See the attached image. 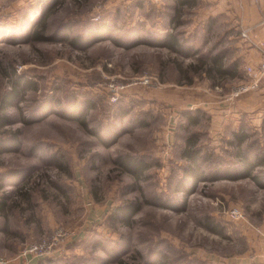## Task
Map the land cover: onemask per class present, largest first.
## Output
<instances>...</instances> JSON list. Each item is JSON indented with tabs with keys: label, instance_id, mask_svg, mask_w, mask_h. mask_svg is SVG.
Returning a JSON list of instances; mask_svg holds the SVG:
<instances>
[{
	"label": "rangeland",
	"instance_id": "1",
	"mask_svg": "<svg viewBox=\"0 0 264 264\" xmlns=\"http://www.w3.org/2000/svg\"><path fill=\"white\" fill-rule=\"evenodd\" d=\"M190 2L0 0V257L26 264L21 249L58 227L70 236L30 264H232L256 252L248 236L264 223V187L195 181L183 151L198 139L208 177L243 166L241 154L264 156V114L244 110L238 125L212 130L202 105L247 77L240 64L233 75L207 69L215 56L237 62L226 42L250 25L242 8L264 13L258 0ZM166 32L182 51L136 42ZM199 110L193 124L185 113ZM128 203L139 210L125 223L114 212ZM234 206L244 217L228 215Z\"/></svg>",
	"mask_w": 264,
	"mask_h": 264
},
{
	"label": "crops",
	"instance_id": "2",
	"mask_svg": "<svg viewBox=\"0 0 264 264\" xmlns=\"http://www.w3.org/2000/svg\"><path fill=\"white\" fill-rule=\"evenodd\" d=\"M258 14L261 15L264 13V0H258ZM233 14V11H228ZM241 16L245 17L243 25H252L254 26V32H252L251 39H245L241 36H238L233 40L232 37L228 38V42H226V46L229 47L228 50L235 53V57L237 59V66L239 64L241 66L253 65L258 67L263 59V49H264V32L261 28L260 21L261 18H251V12L249 7L241 9ZM256 13V14H257ZM243 14V15H242ZM253 14V13H252ZM251 19L252 21H249ZM251 22V23H250ZM232 24V22H229ZM239 62V63H238ZM217 90L212 89L208 91V93L203 95V104L204 109H206L212 115V130H223L224 128L234 124L238 125L242 119H240L239 115L241 111L244 110H258L257 119H261L260 116L264 114V79L261 81L260 86L257 90L249 91L243 93L237 98H234L232 93H228L229 96L222 93L218 90V86H216ZM6 200H0V211H5L7 204ZM264 222V220H263ZM5 229V228H4ZM254 236H248V240L250 244L257 245L256 252L242 257L240 260L237 259L234 261L236 264H264V223L263 226L258 231H251ZM259 235H255L256 233ZM36 260V259H34ZM232 263V264H235ZM14 264H22L20 262H16Z\"/></svg>",
	"mask_w": 264,
	"mask_h": 264
},
{
	"label": "trees",
	"instance_id": "3",
	"mask_svg": "<svg viewBox=\"0 0 264 264\" xmlns=\"http://www.w3.org/2000/svg\"><path fill=\"white\" fill-rule=\"evenodd\" d=\"M177 5L176 7L181 8V6H185L188 4H192L190 0H175ZM194 4V3H193ZM97 35H94L93 33L90 34L89 37H87V40L85 39V42L82 44L79 40V38H75L73 40V44L75 46H83L86 47L89 45L91 40L97 39ZM137 44H140L142 42H148L153 45L157 46H163L166 48H169L173 51L179 52L182 51L183 43L181 39L179 38L178 34L176 32H166L163 34L157 33L154 35V37H151V39H144L142 37L139 39V41H136ZM224 63L223 58L221 56H215L213 58V64L209 65V68L207 69V72L209 73V76H213L212 74L214 72L220 73L221 75L224 74H231L233 75V72L237 69V64L233 63L230 66L226 67ZM204 65L207 64L206 62L203 63ZM201 111L199 110L197 114L192 115L189 112H186L185 114L188 116V118L191 120L193 124H196L199 122V117ZM245 135L243 134H237V145L239 147L242 145L244 141ZM0 145L3 146L4 142L0 141ZM7 150V149H6ZM5 151L4 148L0 149V154ZM202 149L198 146V139H195L194 137H189L187 139V144L185 146V149L183 151V155L185 158L189 160V165L185 168L187 175L193 176L195 181H203V180H216L223 177H229L232 179H239V178H245V177H251L258 185L264 187V175L260 174H254L253 171L256 169V167L264 165V156L257 155L255 158L254 163L253 160L249 155L246 153L243 155L241 154L242 151H239V155L241 159L243 160V166L240 168H227L224 172L222 169H218L212 176L208 177L205 173H203L200 168L203 162H207L210 159L209 155L202 156L201 153ZM202 161V162H201ZM140 164L139 167H137ZM255 164V165H253ZM142 163H138V160H135L133 163V168H131L133 171L136 168H142ZM200 170V171H199ZM139 206H132V203H128L122 206L117 207V209L114 212V215L117 217H121L123 222L129 223L130 218L128 214H131L132 216L138 212ZM215 228V227H212Z\"/></svg>",
	"mask_w": 264,
	"mask_h": 264
},
{
	"label": "built area",
	"instance_id": "4",
	"mask_svg": "<svg viewBox=\"0 0 264 264\" xmlns=\"http://www.w3.org/2000/svg\"><path fill=\"white\" fill-rule=\"evenodd\" d=\"M261 28L264 32V14L260 21ZM254 30V26L249 25L246 26L242 32V37L250 40L252 32ZM247 77L240 82V84L234 89L232 95L238 96L243 93L257 90L260 86L261 81L264 79V49H263V59L258 67L253 65H246ZM155 75H144L140 78L141 81L145 83H152L155 78ZM117 93L115 92L114 96ZM228 215L239 219L244 217V212L241 208L234 206L228 210ZM70 236V233L64 227H58L53 231L52 237L45 238L38 242L27 243L24 248L18 254V258L22 259L26 262V264H30V261L33 257H40L46 254H50L56 245L60 242L64 241L67 237ZM12 259L0 257V264H10Z\"/></svg>",
	"mask_w": 264,
	"mask_h": 264
}]
</instances>
